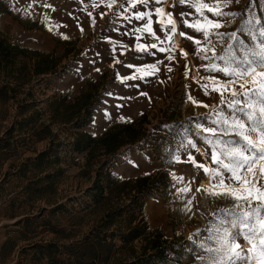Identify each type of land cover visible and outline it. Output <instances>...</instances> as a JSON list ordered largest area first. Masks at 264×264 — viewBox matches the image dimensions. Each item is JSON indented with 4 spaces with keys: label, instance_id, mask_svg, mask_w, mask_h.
I'll return each mask as SVG.
<instances>
[{
    "label": "rangeland",
    "instance_id": "rangeland-1",
    "mask_svg": "<svg viewBox=\"0 0 264 264\" xmlns=\"http://www.w3.org/2000/svg\"><path fill=\"white\" fill-rule=\"evenodd\" d=\"M135 2L136 7L129 0H0L2 37L27 50L60 58L55 73L31 76L24 85L0 75V86L8 83L16 93L15 99L0 102V139L6 128L14 126L11 149L0 159V241L3 243L8 236L15 239L11 264H33L31 256L27 261L20 256V247L26 242L13 232L20 229L12 226L17 218L11 220L8 216L13 202L15 212L20 211L17 204L23 201L21 188L34 177L31 171L20 172L19 162L33 159L40 151L56 152L59 156L64 171L58 187L60 203L72 212L89 203L84 192L98 174L110 172L121 179L147 176V187L140 196L141 218L151 235L157 233L165 240L166 259L158 264H206L201 258L212 254L205 252L201 244L212 243L205 239L209 230L221 218H228L226 210L233 211L232 201L209 194L217 181L202 168L194 167L189 156L209 169L217 167L211 160L213 147L205 137L214 138L202 127H216L211 122L231 111L227 107L232 99L230 93L238 90L244 80L231 77L236 84L223 97L212 91L217 86L214 80L223 83L229 79L219 71L224 67L219 56L227 54L233 44L229 34L238 31L244 20L264 23V0H230L227 5L221 4V10L228 14L219 18L223 26L218 31L223 36L213 33L209 41L199 46L195 39L204 41L203 36L183 23L185 19H201L188 7L192 0H185L184 5L179 0L147 5L141 0ZM109 3H113L111 8ZM157 7H162L165 14L157 15ZM137 12L151 13L155 35L145 28L148 17L138 20ZM182 13L190 15L182 17ZM169 20L175 23V33L169 31ZM189 36L194 39L189 40ZM241 39L252 43L246 34ZM138 44L146 50L138 48ZM85 92H90L92 117L82 131L98 136L119 123L138 122L141 117L145 121L139 141L114 155L98 157L89 171L81 173L84 153L73 150L79 130L74 123H52L49 104L60 97L72 102ZM33 123L37 128L49 126L51 135L44 132L45 139L32 143L29 138ZM52 171V165L45 168L46 174ZM49 198L46 189L43 202L33 205L31 217L46 220L44 227L40 220L35 223L40 233L32 242L40 245L54 239L51 228H69L67 218L50 215ZM38 207L46 209L43 216ZM91 218L84 220L82 231L92 224ZM238 242L245 250L250 247L242 238ZM140 244L134 243L138 250Z\"/></svg>",
    "mask_w": 264,
    "mask_h": 264
},
{
    "label": "trees",
    "instance_id": "trees-1",
    "mask_svg": "<svg viewBox=\"0 0 264 264\" xmlns=\"http://www.w3.org/2000/svg\"><path fill=\"white\" fill-rule=\"evenodd\" d=\"M59 59L52 53L27 50L0 35V75L11 79L14 84L24 85L31 76L55 73ZM14 89L8 83L0 86V102L15 99ZM90 103V92H85L72 102L60 97L49 104L52 123H74L79 130L75 134L73 150L84 153L85 163L81 173L89 171L98 157L114 155L122 147L139 141L142 136L140 127L145 121L141 117L138 122L119 123L94 136L81 130L91 120ZM30 127L29 140L32 143L45 139L44 132L51 135L49 126L41 125L37 128L33 123ZM13 132L12 125L5 129L4 137L0 139V159L11 149ZM59 162L56 152L49 154L46 151L38 152L33 159L25 158L19 162L20 172L31 171L34 176L21 188L23 201L17 204L20 211L15 212L17 208H14L13 202L10 204L12 213L8 216L11 220L17 218L12 226H19L20 229L13 232L19 240L26 242L19 250L24 261L29 256L33 264H158L166 259L165 240L157 233L151 235L141 218L140 196L147 187V176L121 179L110 172L98 174L92 186L84 192L89 203L83 209L72 212L60 203L58 187L64 171ZM51 165L53 171L46 174L45 168ZM46 189L50 193L47 201L51 207L50 215L57 219L67 218L69 228H51L54 239L47 245H40L32 242L35 235L40 233L36 231L35 223L40 220L44 227L46 220L31 216L34 213L33 205L43 202ZM38 209L43 216L46 209ZM87 217H93V222L86 231H82ZM139 241L141 244L138 250L134 243ZM14 242V237L8 236L0 246V264L13 262Z\"/></svg>",
    "mask_w": 264,
    "mask_h": 264
},
{
    "label": "snow or ice",
    "instance_id": "snow-or-ice-1",
    "mask_svg": "<svg viewBox=\"0 0 264 264\" xmlns=\"http://www.w3.org/2000/svg\"><path fill=\"white\" fill-rule=\"evenodd\" d=\"M129 2L136 7L135 0ZM149 2L163 4L164 0H141L145 5ZM113 3L107 6L111 8ZM179 3L184 5L185 0H179ZM228 3L230 0H213L211 3L209 0H192L188 4V7L194 9L196 15L201 17L194 22L183 20L186 27L203 36L204 41L195 39L197 46L209 41L213 33L223 36V33L218 31L223 26L219 18L228 14L221 10V4ZM155 12L157 15L165 14L162 7H157ZM208 14L217 19L210 18ZM181 15L184 17L190 13ZM146 17L148 19L145 28L155 35L151 28V13H136L138 20H144ZM168 23L171 25L169 31L175 33L174 21L169 20ZM179 34L185 35L184 32ZM245 34L252 43L241 39ZM229 37L233 44L229 46L226 55L219 56L224 62V67L219 71L229 79L223 83L214 80L217 86L213 87L212 91L219 92L223 97L224 92L236 84V80L231 77H243L244 80L239 83L238 90L233 89L230 93L232 99L228 101L227 107L231 111L221 115L219 120L211 122L216 127L197 126L202 127L203 132L214 138L213 140L205 137L213 147L211 160L217 167L209 169L198 164L191 156L189 160L194 167L202 168L213 176L217 183L209 194L232 201L233 211L226 210L228 218H221L219 223L209 230V236L205 239L212 243L208 246L202 243L201 248L212 255L201 259L206 264H264V23L255 19L244 20L238 31L231 32ZM188 39L194 38L189 36ZM137 47L146 50L139 44ZM152 47L155 48L156 45L153 44ZM214 49L215 45H212V50ZM160 51L165 49L160 48ZM148 67L154 68L155 65ZM215 67L214 65L213 68ZM238 97H243V101ZM241 238L250 245L247 250L238 242Z\"/></svg>",
    "mask_w": 264,
    "mask_h": 264
},
{
    "label": "bare ground",
    "instance_id": "bare-ground-1",
    "mask_svg": "<svg viewBox=\"0 0 264 264\" xmlns=\"http://www.w3.org/2000/svg\"><path fill=\"white\" fill-rule=\"evenodd\" d=\"M178 35H176V38L178 39ZM199 153L202 155L203 153H202V150H199Z\"/></svg>",
    "mask_w": 264,
    "mask_h": 264
},
{
    "label": "crops",
    "instance_id": "crops-1",
    "mask_svg": "<svg viewBox=\"0 0 264 264\" xmlns=\"http://www.w3.org/2000/svg\"><path fill=\"white\" fill-rule=\"evenodd\" d=\"M1 243H2V242L0 241V245H1Z\"/></svg>",
    "mask_w": 264,
    "mask_h": 264
}]
</instances>
